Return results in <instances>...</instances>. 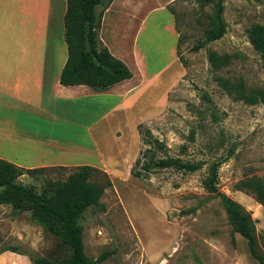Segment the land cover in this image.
<instances>
[{
	"label": "rangeland",
	"instance_id": "1",
	"mask_svg": "<svg viewBox=\"0 0 264 264\" xmlns=\"http://www.w3.org/2000/svg\"><path fill=\"white\" fill-rule=\"evenodd\" d=\"M217 2L118 0L119 9L109 16L115 36L111 47L128 37L125 47L136 45L149 82L128 109L117 108L114 94L97 95L96 125L90 134L83 116L73 117L70 127L57 124L56 137L69 136L86 150L52 162L69 167H48L43 174L19 180L41 192L49 180L65 181L77 165L99 170L93 181L112 182L100 201L106 210L92 207L80 220L87 256L98 259L112 253L101 264H258L247 241L234 233L221 199L204 188L216 163L219 191L251 213L264 252V208L251 192L239 189L253 178L264 184V106L239 100L219 83V78L242 79L248 91L264 90V66L249 36L254 26H264V0H225L226 35L196 52L195 46L206 40ZM174 22L180 44L172 33ZM213 52L228 55L230 63L214 69L209 59ZM124 62L140 81L144 64L137 59ZM19 107L0 102V117L22 123L27 116ZM50 126L43 120V134L51 133ZM0 157L40 164V155L22 139L0 138ZM166 158L197 163L201 169L186 173L156 165ZM133 168L144 176H133ZM67 254L61 239L30 213L0 205V264H32L29 255L57 261Z\"/></svg>",
	"mask_w": 264,
	"mask_h": 264
},
{
	"label": "trees",
	"instance_id": "2",
	"mask_svg": "<svg viewBox=\"0 0 264 264\" xmlns=\"http://www.w3.org/2000/svg\"><path fill=\"white\" fill-rule=\"evenodd\" d=\"M113 1L67 0L65 39L68 47V61L60 79L63 86H88L98 92H103L133 77L129 67L122 60L114 57L110 50L102 45L99 38L104 14ZM224 1L218 0L216 14L211 17V28L206 32V40L195 46L194 51L198 52L207 43L219 41L226 35ZM99 7L102 8L101 12L98 11ZM249 36L264 66V26H254L249 31ZM178 44H180V39ZM209 59L216 70L230 63L228 55H219L215 52L210 54ZM219 83L228 93L236 95L239 100L250 105L262 104L264 106V90L248 91L242 79L233 82L219 78ZM140 163L141 161L137 160L136 165ZM156 165L162 169H174L186 173H195L201 169L200 164L185 163L179 158L162 159ZM219 165L220 163H216L211 166L210 176L204 180V188L211 195L221 199L234 233L247 241L252 258L258 264H264V252L260 250L256 223L251 213L218 189ZM47 169H24L12 162L0 159V205H11L17 212L30 213L49 232L61 239L68 253L57 261L29 255L31 263L101 264L108 260L112 255L111 252H105L98 259L87 256L84 227L80 220L92 207L106 210L100 201L105 191L112 187V182L107 180L105 184H100L93 181L94 173L99 170L91 166L77 167L76 171L71 173L65 181L49 180L43 184L41 192L36 186H28L19 181L22 176L43 174ZM144 169L148 172L151 168L146 165ZM132 174L136 178L144 176L135 168ZM239 189L251 192L264 208V184L261 180L253 178L243 181ZM6 251L21 254L16 248H9Z\"/></svg>",
	"mask_w": 264,
	"mask_h": 264
},
{
	"label": "crops",
	"instance_id": "3",
	"mask_svg": "<svg viewBox=\"0 0 264 264\" xmlns=\"http://www.w3.org/2000/svg\"><path fill=\"white\" fill-rule=\"evenodd\" d=\"M117 3L118 0H114L104 14L100 39L114 57L122 59L123 62L137 59L144 65L141 71H138L140 81L136 80L137 72L131 71V79L107 91L98 92L88 86H63L60 82L68 61L65 39L67 0H0V102L19 105L27 116L23 118L22 123L0 117V138L22 139L26 146L33 150V154L40 155V164L35 166L12 160H8L9 162L29 170L69 167L71 165L52 162L60 160L61 156L77 155L86 149L72 141L69 136L63 134L62 137H56L54 130L57 124L70 127L74 124L73 117L83 116L86 118V129L90 134L96 125L97 95L105 98L114 94L120 102L117 108L128 109V104L134 96V102L137 101L138 91L149 82L146 65L135 44L132 50L125 47L128 37L123 36L114 44V49L111 47V40H114L115 36L112 24H109V16L115 9H119L116 8ZM130 11L132 12L131 9ZM117 14L121 15L120 12ZM147 18L143 19V24ZM172 33L179 41L175 22ZM158 77L159 74L155 75L153 81ZM110 111L102 118L104 119ZM43 120L51 124L50 134H43ZM68 130L70 132L71 128Z\"/></svg>",
	"mask_w": 264,
	"mask_h": 264
}]
</instances>
